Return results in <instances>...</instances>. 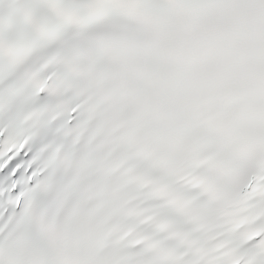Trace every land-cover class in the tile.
Masks as SVG:
<instances>
[{
  "label": "snow or ice",
  "instance_id": "snow-or-ice-1",
  "mask_svg": "<svg viewBox=\"0 0 264 264\" xmlns=\"http://www.w3.org/2000/svg\"><path fill=\"white\" fill-rule=\"evenodd\" d=\"M256 81L264 0H0V264H264Z\"/></svg>",
  "mask_w": 264,
  "mask_h": 264
}]
</instances>
